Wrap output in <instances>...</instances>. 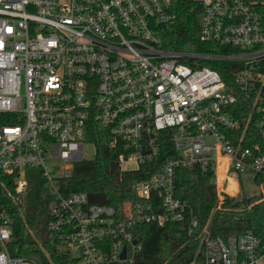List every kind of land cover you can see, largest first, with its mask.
Segmentation results:
<instances>
[{
	"label": "built area",
	"instance_id": "1",
	"mask_svg": "<svg viewBox=\"0 0 264 264\" xmlns=\"http://www.w3.org/2000/svg\"><path fill=\"white\" fill-rule=\"evenodd\" d=\"M194 1L200 40L228 52L162 47L171 0H0V188L20 203L38 171L48 230L84 264H133L136 225L184 221L179 166L210 170L219 205L236 197L241 175L264 197V0ZM215 59L234 62L231 81L203 63ZM235 87L250 100L241 118ZM99 140L116 150L120 171L154 168L133 186L140 200L120 211L65 190L74 165L90 159L84 146L95 155ZM11 234L0 206V264H40L10 253ZM201 245L200 264H264V242L250 230Z\"/></svg>",
	"mask_w": 264,
	"mask_h": 264
},
{
	"label": "trees",
	"instance_id": "2",
	"mask_svg": "<svg viewBox=\"0 0 264 264\" xmlns=\"http://www.w3.org/2000/svg\"><path fill=\"white\" fill-rule=\"evenodd\" d=\"M176 17L159 29L161 46L167 49L224 54L230 49L199 38V5L194 0H171ZM220 72L225 81L234 75V62L206 60L203 62ZM237 102L233 116L241 118L250 111L248 94L234 88ZM93 158L74 165L66 180V191L77 190L88 194L93 203L109 204L121 210L126 202L136 203L133 186L148 177L153 167L143 165L139 170L120 171L116 163V150L105 140L97 142ZM35 173V174H34ZM176 196L184 204V221L163 227L142 223L134 227L135 237L141 245L133 264H200L203 259L201 239L206 236L226 237L252 231L264 242V225L257 222L259 211L253 197L236 198L225 195L219 205V195L210 170L198 165L179 166L175 177ZM8 184L0 188V206L10 217L12 234L9 251L13 256H33L40 264H84L59 246L55 233L48 230V201L42 197V179L38 171L31 172L28 186L20 203L8 195ZM259 196V195H258ZM260 197V196H259ZM261 199V198H260ZM242 206L241 210L239 207ZM243 209V210H242ZM249 210L250 214L241 212ZM191 221L196 222L189 231Z\"/></svg>",
	"mask_w": 264,
	"mask_h": 264
},
{
	"label": "rangeland",
	"instance_id": "3",
	"mask_svg": "<svg viewBox=\"0 0 264 264\" xmlns=\"http://www.w3.org/2000/svg\"><path fill=\"white\" fill-rule=\"evenodd\" d=\"M83 154L87 158H93L94 157V148L92 145L86 144L84 146ZM234 187V183L231 182L228 188V191L234 192L232 188ZM42 197L47 198V201L49 202L48 194L45 189L42 191ZM260 197H259V196ZM242 197H253L256 201V199L259 201H256L254 204H258L259 211L255 215V219L257 222L261 223L264 225V197L263 194H261L260 188L253 182L250 181L245 175H241L239 177V189H238V194L236 195V198H242ZM261 198V199H260ZM23 199V198H22ZM242 206L239 207V210H241ZM243 210V209H242ZM242 214H250L249 210L241 212ZM74 255V253H72Z\"/></svg>",
	"mask_w": 264,
	"mask_h": 264
},
{
	"label": "water",
	"instance_id": "4",
	"mask_svg": "<svg viewBox=\"0 0 264 264\" xmlns=\"http://www.w3.org/2000/svg\"><path fill=\"white\" fill-rule=\"evenodd\" d=\"M125 255V247H123V250H122V253H121V256L124 257Z\"/></svg>",
	"mask_w": 264,
	"mask_h": 264
},
{
	"label": "crops",
	"instance_id": "5",
	"mask_svg": "<svg viewBox=\"0 0 264 264\" xmlns=\"http://www.w3.org/2000/svg\"><path fill=\"white\" fill-rule=\"evenodd\" d=\"M232 190L236 191L237 189L233 187Z\"/></svg>",
	"mask_w": 264,
	"mask_h": 264
}]
</instances>
